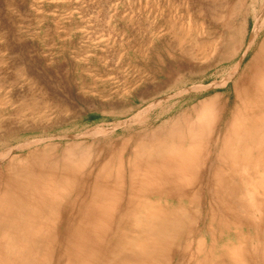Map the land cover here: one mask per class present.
<instances>
[{
  "label": "rangeland",
  "instance_id": "374dc122",
  "mask_svg": "<svg viewBox=\"0 0 264 264\" xmlns=\"http://www.w3.org/2000/svg\"><path fill=\"white\" fill-rule=\"evenodd\" d=\"M255 1L0 0V264H264V129L245 127L240 167L219 181L206 169L218 150H204L196 178L177 159L165 177L161 155L186 144L200 102L232 96L235 74L205 86L242 58L252 20L241 31L240 13ZM152 146L166 162L153 165ZM160 216L169 233L144 231Z\"/></svg>",
  "mask_w": 264,
  "mask_h": 264
},
{
  "label": "bare ground",
  "instance_id": "6f19581e",
  "mask_svg": "<svg viewBox=\"0 0 264 264\" xmlns=\"http://www.w3.org/2000/svg\"><path fill=\"white\" fill-rule=\"evenodd\" d=\"M240 18H241V22H240V24H239V29L241 30V31H243V29H245L246 30V28H247V26L249 25V23H250V21L252 20V28H251V31H250V35H249V41H247L248 43H247V45H246V48H245V51L243 52V53H241V55L240 56H242V58L246 55V53L248 52V50L250 49L251 51H252V56H250L251 58H250V61L248 62V64L244 67V69L243 70H241V71H239L238 72V74H236V71H238V69H239V66H240V62H241V60H242V58L240 59L239 58V63L236 65V67H234V69L231 71H229L230 73L228 74V76L226 77V78H224L223 79V81H219V82H215V81H218V80H214V82H212L211 84H209L208 86H205V87H208L209 88V86H216V85H218V84H224V82L225 81H227L229 78H232V76L235 74L236 76L234 77V80H233V82H232V85H231V87H230V90L228 91V95L231 93V97H227L225 100H223V99H220L218 96H211V97H208V98H206V99H204L202 102H200L199 103V105L198 106H196L195 108H194V114L193 113H191V114H193L194 115V118H195V120H193V122H191L192 121V119H194V118H192L191 116H190V114H189V117L190 118H192L191 119V121H190V118L188 119L187 117L184 119V121H183V123H185V125H187V126H185L187 129H185V130H183L182 131V133H184V134H182L183 136V138H186L187 137V142L186 141H183V142H186V144H184V146H182V144H181V146L182 147H180V145L178 146V147H180L179 148V151H178V153H174V148H169L170 150H169V152H167V150H166V152H163L161 155L163 156V155H165V154H167V156H168V158H170V159H168L167 158V163H163V166H164V164L166 165V166H164L166 169H167V171H166V169H165V171H166V174L164 175L165 177H173V175H174V173H177V172H173L172 170L174 169V168H178V167H176L175 165H173V163H175V162H177V161H179V162H177V164H179L180 166V168L177 170V171H179L180 173H181V171L183 172V169L186 167V168H189L190 169V172H192V175L196 178V174L198 175V173H199V171L201 170V169H199V162L203 159V152H204V150L206 149V148H208V149H213V150H218V153H213V156L210 154V162L208 163V165L206 166V169H209L212 165H213V169L211 170V179L214 181V180H216V181H219L218 179H217V177L218 176H220V175H218L217 174V172L218 171H222L223 170V168L225 169L224 171L225 172H227L228 170H230V169H234V170H236L237 168L239 169V161H238V159H237V157H235V155L237 156V153H238V150H239V147H240V140L244 137V135H246V134H248L249 133V130L247 131L246 129H245V127H247V126H249V125H253L254 127H255V130L256 129H264V0H261V1H258V2H253L252 4H251V7H249V9H245L243 12H241L240 13ZM248 29V28H247ZM244 30V31H245ZM235 29H232L231 30V33H230V36H229V44H232L231 42H233L234 41V34H235ZM247 31V30H246ZM246 36V35H245ZM246 38V37H245ZM243 47V46H242ZM200 54V53H199ZM243 54V55H242ZM207 56V55H206ZM238 61V60H237ZM222 73V72H221ZM218 74V73H217ZM225 74V73H224ZM222 77V76H221ZM225 77V76H224ZM200 80V79H199ZM210 83V82H209ZM208 84V83H207ZM224 86V85H223ZM189 88V87H188ZM197 88V87H196ZM195 88V89H196ZM186 89V88H185ZM202 89V88H201ZM199 90V89H198ZM174 95V94H173ZM172 95V96H173ZM230 99L232 100V101H230ZM192 110V109H191ZM185 117V116H184ZM182 121V120H181ZM180 121V122H181ZM194 123L193 125H191V126H189L190 124L189 123ZM214 122H216V124H218L219 126H221V128H220V130H218V135H217V137H216V139H215V141H214V143L212 144V142L210 141L211 140V133H213L214 131H213V129H214V126H213V124H214ZM171 123H173V121L171 122ZM175 123H177V122H174V126H173V129L171 128V130L170 131H166L165 132V135L164 136H162V137H165V138H163V139H165V140H173V138L177 135V132H176V130L174 129V128H176V127H178ZM178 125H179V123H177ZM176 125V126H175ZM212 127H213V129H212ZM170 128V127H169ZM183 128V127H182ZM251 128H253V127H251ZM169 130V129H168ZM184 131H186V132H184ZM159 133V132H158ZM155 134V133H154ZM156 134H157V132H156ZM155 134V135H156ZM162 134V133H161ZM164 134V133H163ZM152 135V134H151ZM159 135V134H158ZM157 135V136H158ZM160 136V135H159ZM154 137H156V136H154ZM153 137V138H154ZM160 138V137H159ZM180 138V137H179ZM158 139V138H157ZM181 139V138H180ZM179 139V141H181ZM264 139V138H263ZM160 140V139H159ZM155 142H156V144H158L157 142H158V140L156 141V139L154 140ZM178 140H177V142H179ZM155 142H153V143H155ZM151 143V142H150ZM152 143V144H153ZM182 143V142H181ZM260 143V142H259ZM154 145V144H153ZM157 148H158V146L157 145H155ZM151 146H149V148H150ZM154 146H152V148L151 149H154L153 148ZM157 148H156V150H157ZM159 149V148H158ZM181 149V150H180ZM156 150L154 149V150H152L151 152H152V155H153V157L151 156V152L149 153L150 154V156L149 157H151V158H149V159H151V161L152 160H154V158H156L155 159V162L153 161V165H154V163H157V160H158V158H159V161H160V159L162 158H160L159 157V153L157 152V154H156ZM146 156H147V154H146ZM2 157V156H1ZM4 157V156H3ZM153 158V159H152ZM228 158H229V160H228ZM137 159H138V157H137ZM148 159V158H147ZM146 159V160H147ZM162 159H164L165 160V156L162 158ZM174 159H177V161L175 160L174 161ZM1 160V159H0ZM139 160V159H138ZM142 160V159H141ZM144 160V159H143ZM215 160H217L218 161V165H217V163L215 164L214 162H215ZM226 160H228V161H226ZM149 161V160H148ZM203 161V160H202ZM202 161H201V164H202ZM108 162V161H107ZM107 162H105V164L107 163ZM138 162V161H137ZM136 162V166H137V164L139 163V164H143V163H145V165H147V161H142L141 163L140 162H138L137 163ZM165 162H166V160H165ZM203 162H205V161H203ZM221 162V163H220ZM150 163V162H149ZM152 163V162H151ZM255 163V162H254ZM103 164V163H102ZM110 164V163H109ZM139 164H138V166H139ZM162 164V162H160V165ZM183 164H185V165H187V166H191V167H187V166H183ZM201 164H200V166H201ZM227 164V165H226ZM104 165V164H103ZM103 165L101 166V167H103ZM150 165H152V164H150ZM152 165V166H153ZM157 165V164H156ZM155 165V166H156ZM254 165V164H253ZM106 166H107V164H106ZM155 166H153L155 169H156V167ZM162 166V165H161ZM242 166V165H241ZM256 166H257V164H256ZM104 167H105V165H104ZM153 167H152V169H153ZM159 166L157 165V168H158ZM202 167H203V164H202ZM168 168H170V170H168ZM198 168V169H197ZM221 168H222V170H221ZM254 168H255V166H254ZM139 168H137V170H138ZM151 169V171H153ZM220 169V170H219ZM241 169H243V166L241 167ZM245 169V168H244ZM243 169V170H244ZM258 169V168H257ZM136 170V169H135ZM141 170V169H140ZM147 171L149 170L148 168L146 169ZM185 171V170H184ZM187 171V170H186ZM245 171V170H244ZM154 172H156V174H157V172H158V170H156V171H153V173ZM189 172V170H188V172L187 173H189V175H191V173ZM236 172H238V171H236ZM101 173H103V172H101ZM100 173V174H101ZM107 173H109V172H107ZM138 172H136L135 174H137ZM139 173H141V172H139ZM150 173V172H149ZM184 173V172H183ZM223 173V172H222ZM98 174V173H97ZM110 174V173H109ZM155 174V173H154ZM263 174V173H262ZM75 175H77V174H75ZM95 175H96V173H95ZM105 175V174H104ZM140 175V174H139ZM138 175V176H139ZM147 175L149 176L150 174H148L147 173ZM147 175H146V177H147ZM176 175H178V174H175L174 176H176ZM182 175V174H181ZM180 174H179V177L180 178H184L185 176H184V174H183V176H181ZM188 175V174H187ZM187 176L188 178H190V177H192L191 179H193V176ZM256 175V174H255ZM101 176V175H100ZM100 176H95V178H98V180H99V178H101ZM107 176H108V174H107ZM113 176V175H112ZM111 176V177H112ZM141 176V178L142 177H144V176H142V175H140ZM139 176V177H140ZM154 176V175H153ZM160 176H163V175H159V177ZM163 176V177H164ZM264 176V174L261 176V178ZM90 177V176H89ZM108 177H110V175L108 176ZM107 177V178H108ZM145 177V178H146ZM152 177V176H151ZM150 177V178H151ZM156 175H155V179H156ZM163 177H160L161 179L163 178ZM163 178L164 180L163 181H165L166 182V180L167 179H169V178ZM178 177V176H177ZM200 176H198L197 177V179L199 178ZM202 177V176H201ZM140 178V179H141ZM145 178H142L143 180L145 179ZM153 178V177H152ZM195 178L193 179V180H195ZM260 178V179H261ZM103 179V178H102ZM109 179V178H108ZM112 179V178H111ZM136 179H137V177H136ZM149 178L147 177V179L145 180V182H147V180H148ZM172 179V178H171ZM191 179H190V181H191ZM257 179V178H256ZM28 180V179H27ZM26 180V181H27ZM92 180L94 181H96V179H93L92 178ZM97 180V181H98ZM110 180V179H109ZM138 180V179H137ZM143 180H141L142 182H143ZM152 180V179H151ZM181 180V179H180ZM229 180V179H228ZM263 181H261V182H263L264 183V179H262ZM94 181V182H95ZM97 181H96V183H97ZM148 181H150V180H148ZM153 181V180H152ZM162 180H161V182L162 183H165V182H163ZM185 181H187V180H182V181H180V182H182L181 183V186L182 185H184V187L186 186V184H187V186L192 182H189V184L186 182V183H184ZM109 182V181H108ZM135 182H139V181H135ZM141 182V183H142ZM168 183H169V181H167ZM229 182V181H228ZM261 182L259 183V184H261ZM85 183V182H84ZM84 183H82L83 185H84ZM99 183H100V181H99ZM152 183H154L153 185H155V182H152ZM151 183V181H150V184H152ZM197 183V182H196ZM207 183H208V180H207ZM108 184V183H107ZM111 184V183H110ZM158 184V183H157ZM202 184V183H201ZM93 185H95V183L93 184ZM109 185V184H108ZM107 185V186H108ZM132 185V184H131ZM138 185H140V182L138 183ZM200 185V184H199ZM198 185V186H199ZM209 185V184H208ZM251 185V184H250ZM97 186H98V184H97ZM99 186L101 187V185L99 184ZM105 186V185H104ZM103 186V187H104ZM150 186V185H149ZM163 186V185H162ZM197 186V187H198ZM212 187L214 186V184L213 185H211ZM261 186H262V184H261ZM263 186H264V184H263ZM91 187H92V185H91ZM153 187H155V186H153ZM195 187L196 186H194L193 188L195 189ZM197 187H196V189H197ZM96 188V187H95ZM94 187H93V191H95L94 189H95ZM149 188V187H148ZM167 188H170V187H167ZM193 188H192V191H193ZM198 188H200V187H198ZM202 188V187H201ZM252 188H253V186H252ZM256 188V187H255ZM263 188V187H262ZM262 188H261V190H262ZM98 188H96V190H97ZM106 190H108V188H105ZM104 189V190H105ZM156 189H157V186H156ZM159 189V188H158ZM182 189H183V187H182ZM99 190V189H98ZM110 190V189H109ZM186 190V189H185ZM200 190V189H199ZM102 191V190H101ZM166 191V190H165ZM202 191V190H201ZM264 191V190H263ZM103 192H105V191H102V193ZM197 192H199V191H197ZM164 193V192H163ZM194 193V192H193ZM192 193V194H193ZM209 193V192H208ZM195 194H196V192H195ZM105 195H107V193L105 192ZM211 195H212V193H211ZM261 195V194H260ZM104 196V195H103ZM102 195H100V197H102V198H104ZM108 196V195H107ZM106 196V197H107ZM182 196H184V194L182 195ZM197 196V195H196ZM215 196V195H214ZM213 195L211 196V197H214ZM9 198V197H8ZM187 198H188V196H187ZM205 198V197H204ZM216 198H217V196H216ZM208 199V198H207ZM214 199V198H213ZM35 200V199H34ZM89 200H91V199H89ZM94 200V199H93ZM105 200V199H104ZM196 200V199H195ZM223 200V199H222ZM241 200H243V198L241 199ZM10 201V199L8 200V202ZM207 201V200H206ZM216 201H217V199H216ZM74 202V201H73ZM72 202V203H73ZM92 202H94V201H92ZM96 202V201H95ZM181 202V201H180ZM184 202V201H183ZM246 202V201H245ZM67 203V202H66ZM214 203V202H213ZM74 204V203H73ZM72 204V205H73ZM88 204H90V203H88ZM87 204V205H88ZM63 205H64V203H60L59 205H57V209H58V211L60 212V210L62 209V207H63ZM70 205V204H69ZM86 205V206H87ZM71 206V205H70ZM74 206V205H73ZM72 206V207H73ZM231 206V205H230ZM7 207V210H8V212L10 211L9 210V206L7 205L6 206ZM67 208V207H66ZM88 207H86V209H87ZM52 209V208H51ZM71 209V208H70ZM73 209V208H72ZM55 209L53 208L51 211H54ZM66 210V209H65ZM186 210V209H185ZM88 212H89V209L87 210ZM188 211H189V209H188ZM188 211H186V212H188ZM190 211H191V209H190ZM189 211V212H190ZM197 211V210H196ZM160 212V211H159ZM183 213H186V212H184V210L182 211ZM180 213L181 215L179 216V218L183 215V213ZM110 213V212H109ZM191 213V212H190ZM192 213H193V215H190V216H194V212L192 211ZM62 214V213H61ZM110 215V214H109ZM161 215V214H160ZM189 215V214H188ZM195 215H197V214H195ZM108 216V215H107ZM162 216H163V214H162ZM162 216H160V219L158 220L159 221V224H157V222L155 221V224H153L154 223V221L153 220H151V222H148V223H146L145 225H144V231H147V232H150L151 234H153L154 235V232H156L155 230L156 229H158L159 231H161V230H163L161 227H163V226H161V225H164V230L163 231H165V229L167 228L168 230H170V228H169V226L167 227L164 223H163V219H162ZM185 216V218L187 219V214L186 215H184ZM84 217V216H83ZM110 217V216H109ZM164 217V216H163ZM189 217V216H188ZM81 218V217H80ZM84 218H86V217H84ZM83 218V220H85ZM157 218H158V216H157ZM184 218V217H183ZM194 218H195V216H194ZM189 219H190V217H189ZM188 219V220H189ZM191 219H192V217H191ZM108 220V219H107ZM189 221H192V220H189ZM186 222H188L187 220L185 221V224H186V226H187V224L189 223H186ZM183 223H184V221L182 222V225H183ZM191 224V226H192V222H190ZM137 224H139V223H137ZM156 224H157V226H156ZM181 224V223H180ZM179 224V225H180ZM88 225V224H87ZM136 225V224H135ZM81 226H82V224H81ZM81 226H79V228L81 229L82 228V230L85 232V230L87 231V228H84V227H81ZM83 226H85L86 227V225L84 224ZM107 226V225H106ZM184 226V225H183ZM185 226V227H186ZM90 227V226H89ZM181 227V226H180ZM179 227V228H180ZM69 228V227H68ZM78 228V229H79ZM183 228V227H182ZM85 229V230H84ZM167 229H166V231H167ZM187 229H188V227H187ZM186 229V230H187ZM70 230V229H69ZM104 230V229H103ZM171 230H172V227H171ZM181 230V229H180ZM180 230L178 231V228H177V231H173V233L174 232H176V233H180ZM183 230V229H182ZM83 231H82V234H83ZM91 232H92V228H91V230H90ZM171 231V232H172ZM192 230H190V232H191ZM74 232V231H73ZM79 232V231H78ZM88 232V231H87ZM87 232H85L86 233V235H88L87 234ZM146 232V233H147ZM168 232V231H167ZM188 232H189V229H188ZM189 232V233H190ZM70 233H71V231H70ZM77 233V232H76ZM89 233V232H88ZM102 233H104V232H102ZM150 233H148V235L150 234ZM169 233V232H168ZM73 234V233H72ZM71 234V235H72ZM81 234V235H82ZM151 234H150V236H151ZM84 235V234H83ZM152 235V236H153ZM85 236V235H84ZM68 237V236H67ZM71 237V236H70ZM153 237H155V236H153ZM69 238V237H68ZM68 240V239H67ZM69 241V240H68ZM135 241V240H134ZM151 241V240H150ZM149 241V242H150ZM154 243H155V241L154 240H152ZM162 241V240H161ZM136 242H137V240H136ZM158 242V241H157ZM66 244V243H65ZM138 244V243H137ZM148 247V246H147ZM154 247V246H153ZM152 247V248H153ZM132 248H134V246L132 247ZM136 248H137V250H136ZM150 248V247H149ZM148 248V249H149ZM185 248H186V246H185ZM194 248V247H193ZM135 251H136V253L138 254V253H140L141 252V256L143 257V255H142V253H143V250H144V252L145 251H147L146 250V246H142V245H135ZM196 249H197V247H196ZM133 250V249H132ZM133 252H134V250H133ZM144 254V253H143ZM146 254H149V253H147L146 252ZM150 256H151V254H149ZM79 256V258L81 257L80 256V254L78 255ZM145 256V255H144ZM150 256L149 257H147V260L149 261V258H150ZM153 256V255H152ZM84 257V256H83ZM86 257V256H85ZM144 258V257H143ZM142 258V261H141V259H140V261H139V263H137V264H143L144 262H145V260ZM155 258V257H154ZM86 259V258H85ZM136 259V258H135ZM134 259V260H135ZM138 259V260H139ZM151 259H152V257L150 258V261H151ZM79 260V259H78ZM84 259H82V261H83ZM133 259L131 260V261H134ZM146 260V261H147ZM149 261V262H150ZM120 262H122L121 260L119 261V263ZM141 262V263H140ZM143 262V263H142ZM151 262H153V261H151ZM81 262H79V264H80ZM84 263V262H83ZM82 263V264H83ZM123 264L125 263V262H122ZM122 263H120V264H122ZM130 264H134V263H136V261L134 262V263H132V262H129ZM128 263V264H129ZM147 263V262H146ZM145 263V264H146ZM84 264H86V263H84ZM126 264V263H125ZM147 264H150V263H147ZM151 264H154V263H151Z\"/></svg>",
  "mask_w": 264,
  "mask_h": 264
}]
</instances>
